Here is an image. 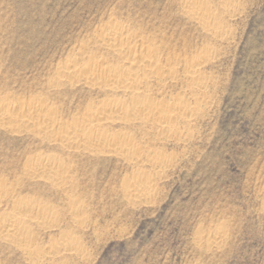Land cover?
Instances as JSON below:
<instances>
[{"label": "rangeland", "instance_id": "rangeland-1", "mask_svg": "<svg viewBox=\"0 0 264 264\" xmlns=\"http://www.w3.org/2000/svg\"><path fill=\"white\" fill-rule=\"evenodd\" d=\"M179 1L0 0V93L43 95L66 122L107 95L85 85L51 91L56 65L81 45L94 48L86 36L111 15L157 32L184 56L189 49L191 56L209 47L214 56L206 65L213 98L188 127L190 137H145L132 130L138 140L173 158L163 169L148 159L130 163L114 154L69 156L32 134L0 130L1 178L20 177L26 155L37 151L74 166V188L26 179L22 186L23 197L51 203L61 214L60 227L75 233L72 257L57 256L55 264H264V0H232L233 8L220 12L229 33L214 39L186 18ZM139 167L154 179L155 188L149 198L132 202L124 187ZM69 197L79 202V224L66 207ZM3 208L8 207L0 213ZM224 225L228 235L221 249L197 242L200 233ZM49 233L36 234L39 246L47 245L54 234ZM4 243L0 264H31Z\"/></svg>", "mask_w": 264, "mask_h": 264}, {"label": "bare ground", "instance_id": "bare-ground-1", "mask_svg": "<svg viewBox=\"0 0 264 264\" xmlns=\"http://www.w3.org/2000/svg\"><path fill=\"white\" fill-rule=\"evenodd\" d=\"M178 3L186 18L202 27L212 38H221L229 33L220 12H229L233 8L232 0H180ZM112 14L115 16L114 12ZM111 16L106 22H100L94 33L86 36V41L94 44V48L88 44L73 47V54L59 60L56 76H52L50 81L51 88H55L51 91L58 93L68 86L85 85L89 89H99L100 93L103 91L107 97L97 103H88L82 115L77 114L73 122H66L55 107L57 105L48 104L47 97L41 98L43 95L14 98L9 93H0V130L13 136L28 137L27 134H32L42 141L58 145L62 154L69 156L77 152L114 154L130 163L148 159L154 167L163 169L171 164L173 158L158 150V146L154 148L148 141L138 140L132 130H141L145 137H190L188 127H192L191 124L202 115L205 105L213 98L206 65L214 56L209 46V49L191 56L187 55L189 49L184 56L182 51L178 52L180 49L176 51L174 45L168 46L165 38L157 32L150 33L149 30L147 33L133 23ZM111 126H119L121 131H112ZM57 156L42 151L26 155L20 177L11 181L0 177V209L8 207L0 213V241L20 252L31 264H55L57 256L70 255L75 248V233L60 227L59 210L51 203L21 195L25 179L43 181L55 189L75 187L74 172H71L74 166ZM146 173L147 170L139 167L126 179L124 195L130 201L147 199L152 195L154 179ZM78 203L75 197H69L66 204L76 224L83 221ZM41 230L58 233L62 239L54 241L53 234L46 246H39L37 240L40 239L36 234ZM227 235L225 225L217 226L200 233L197 242H205L209 249L220 248Z\"/></svg>", "mask_w": 264, "mask_h": 264}]
</instances>
